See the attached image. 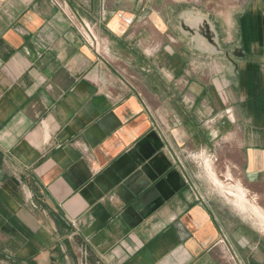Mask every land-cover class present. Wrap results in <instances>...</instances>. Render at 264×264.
I'll list each match as a JSON object with an SVG mask.
<instances>
[{
  "label": "crops",
  "instance_id": "obj_1",
  "mask_svg": "<svg viewBox=\"0 0 264 264\" xmlns=\"http://www.w3.org/2000/svg\"><path fill=\"white\" fill-rule=\"evenodd\" d=\"M206 161L264 211V0H0V264H264Z\"/></svg>",
  "mask_w": 264,
  "mask_h": 264
},
{
  "label": "rangeland",
  "instance_id": "obj_2",
  "mask_svg": "<svg viewBox=\"0 0 264 264\" xmlns=\"http://www.w3.org/2000/svg\"><path fill=\"white\" fill-rule=\"evenodd\" d=\"M203 167L207 168L209 177L217 185L215 186L213 184L215 187V190L221 195L225 193L228 197H232L233 198V200L231 199L232 203H234V205L240 212L249 211L254 216V219L252 220V222L254 223L255 228L261 229L262 232L264 233V217H261L259 213L257 212L256 207L258 206V204L256 203L255 200H253L252 198L248 196V192H247V195H244L240 191L239 192L236 191L237 189V186H235L236 184H231L230 182L226 183L224 181H221V180H225L224 177H219L218 179L217 174L215 173L214 168L209 161H206V163L203 162ZM249 212H247L246 214L251 215Z\"/></svg>",
  "mask_w": 264,
  "mask_h": 264
},
{
  "label": "built area",
  "instance_id": "obj_3",
  "mask_svg": "<svg viewBox=\"0 0 264 264\" xmlns=\"http://www.w3.org/2000/svg\"><path fill=\"white\" fill-rule=\"evenodd\" d=\"M78 32L87 44L97 49L101 47L99 38L95 35V33L89 27H85V26L80 27L78 29Z\"/></svg>",
  "mask_w": 264,
  "mask_h": 264
},
{
  "label": "bare ground",
  "instance_id": "obj_4",
  "mask_svg": "<svg viewBox=\"0 0 264 264\" xmlns=\"http://www.w3.org/2000/svg\"><path fill=\"white\" fill-rule=\"evenodd\" d=\"M242 187H243V186H242ZM242 187H241V185H239V186L237 187L236 191H238V192L240 191L242 194L247 195V192H246ZM256 210H257V212L259 213V215H260L261 217H264V211L262 210L261 207L257 206V207H256Z\"/></svg>",
  "mask_w": 264,
  "mask_h": 264
}]
</instances>
